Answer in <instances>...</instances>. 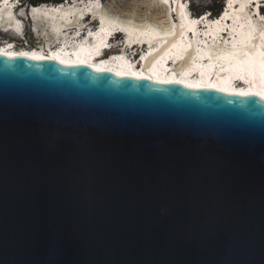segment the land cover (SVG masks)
Returning a JSON list of instances; mask_svg holds the SVG:
<instances>
[{
  "label": "water",
  "instance_id": "obj_1",
  "mask_svg": "<svg viewBox=\"0 0 264 264\" xmlns=\"http://www.w3.org/2000/svg\"><path fill=\"white\" fill-rule=\"evenodd\" d=\"M0 264H264V98L0 54Z\"/></svg>",
  "mask_w": 264,
  "mask_h": 264
},
{
  "label": "bare ground",
  "instance_id": "obj_2",
  "mask_svg": "<svg viewBox=\"0 0 264 264\" xmlns=\"http://www.w3.org/2000/svg\"><path fill=\"white\" fill-rule=\"evenodd\" d=\"M161 1L156 0L155 3L156 10L162 15L161 18H135L134 13L129 11L120 12L114 5L115 1L112 5L99 2L88 7H82L79 2L61 4L59 8H52L51 5L46 4L42 7L30 4L33 6L31 13L29 8H23L24 10L18 13L19 6L13 3V0L0 1L2 31L25 35L23 31L26 18L23 15L27 14L26 17H29L31 22L32 19L35 21L34 25L31 24L34 27L33 35L44 38L46 43L40 47L18 51L10 46L11 40L7 42L10 44L7 48L0 49V54L50 61L54 59L130 77L179 81L189 85L231 90L234 93L244 91L259 93L258 96L264 95L262 92L264 86L259 83V80H264V17H261L260 21L254 17L253 23L249 25L245 21L234 23L231 28L233 32L231 38L216 40L222 31L221 24L213 25L209 22L203 23V27H207L203 29L206 33L192 37L189 31L197 28V25L187 22L183 14L184 9L177 3L174 8L173 4L169 6L165 3L168 0H163V4ZM87 12H91L94 16L89 20L95 19L97 22L94 24L101 25L99 31L96 32L98 27L89 28L91 32L84 33V29L88 28L83 26L82 17L86 16ZM239 16L242 17V14ZM175 17H179L178 20ZM84 20L87 25L91 24L87 19ZM185 28L189 29L185 30ZM118 31L126 36L124 42L126 47L123 48L125 53L131 47L135 49V45L141 49L144 59L141 70L137 65H132V60L125 55L115 59H105L100 56L101 52L108 49L106 46L108 37ZM79 32H83L85 40L83 35L75 37ZM235 32L238 34L236 35ZM227 35L231 34L227 33ZM74 38L77 40H73ZM55 42H68L70 44L67 45L72 49L52 52L50 48ZM206 56L210 58L206 59ZM161 65L167 67L164 69ZM218 65L225 68L221 69V73H213L215 76L213 79L211 69ZM196 70L201 72L196 74ZM240 74L245 84L235 82Z\"/></svg>",
  "mask_w": 264,
  "mask_h": 264
},
{
  "label": "rangeland",
  "instance_id": "obj_3",
  "mask_svg": "<svg viewBox=\"0 0 264 264\" xmlns=\"http://www.w3.org/2000/svg\"><path fill=\"white\" fill-rule=\"evenodd\" d=\"M21 1H22V3H24V5L22 6V8H19L18 13H20L23 8L24 9L29 8V13H31L32 12L31 11V5L28 4L27 0H21ZM114 1H115V4H114L115 7L120 12L129 11L132 14L134 13L135 18H152V17L161 18L162 17V15L156 10V7H155V3H157L156 0H102V2L105 3L106 5H112ZM220 1H218L217 3L219 4ZM191 2H193L197 8H201L200 6H207L208 4L213 5V3H211L210 0H192ZM69 3H71V2H67L65 4H69ZM162 4H163V2H162ZM81 6H82V4H81ZM209 12L210 11L207 10L205 14H209ZM26 15H23V17L26 18V20H28V22L33 23V25H34V23H35L34 19H32V22H31L29 20V17H26ZM90 27L96 28V27H98V25L96 26V24H93V26H90ZM32 28H34V27H32ZM0 30H2V29H0ZM84 30H87V29H84ZM26 35H27L26 39H28L29 42L31 43V47L43 46L44 44H46L44 38L42 39L39 36L36 37L35 35L32 34V32L28 31ZM78 35L80 36V35H82V33L79 32ZM8 37L9 38L15 37L17 40H21L20 39L21 36H19L18 33H14V32L5 33L4 31H2V32L0 31V39H5ZM13 38H11V39H13Z\"/></svg>",
  "mask_w": 264,
  "mask_h": 264
},
{
  "label": "trees",
  "instance_id": "obj_4",
  "mask_svg": "<svg viewBox=\"0 0 264 264\" xmlns=\"http://www.w3.org/2000/svg\"><path fill=\"white\" fill-rule=\"evenodd\" d=\"M73 0H27L28 4L31 5H35V6H39V5H43V4H48V5H59V4H65L67 2H72ZM192 0H190L191 2ZM211 3H213V5L208 4L207 6H200L201 8H197L195 6V4L193 2H191L192 4V10L193 13L201 16L203 14L206 13L207 10H209L211 13V15H219L222 13V11L224 10L225 7V1L226 0H210ZM220 1V3L218 4L217 2Z\"/></svg>",
  "mask_w": 264,
  "mask_h": 264
},
{
  "label": "built area",
  "instance_id": "obj_5",
  "mask_svg": "<svg viewBox=\"0 0 264 264\" xmlns=\"http://www.w3.org/2000/svg\"><path fill=\"white\" fill-rule=\"evenodd\" d=\"M33 8V7H31ZM0 49H3V48H7L10 44L7 43L9 41L12 40V43L10 46H12V49L13 50H23V49H28V48H31V43L29 42L28 39H21V40H17V39H8V38H5V39H0ZM18 43H20V47L18 46ZM15 44V45H14ZM40 47V46H39ZM121 55V52L120 53H115V54H112L113 57H116V56H119Z\"/></svg>",
  "mask_w": 264,
  "mask_h": 264
},
{
  "label": "clouds",
  "instance_id": "obj_6",
  "mask_svg": "<svg viewBox=\"0 0 264 264\" xmlns=\"http://www.w3.org/2000/svg\"><path fill=\"white\" fill-rule=\"evenodd\" d=\"M19 1H21V0H19ZM22 2V1H21ZM188 3H191L190 2V0H189V2ZM187 3V4H188ZM23 5H24V3H23ZM28 20H26L25 21V27H24V31H23V33L25 34V35H19V36H21V38L20 39H26V37H27V32L29 31V32H32V23H30V22H28ZM33 34V33H32ZM111 36L112 37H114V39H113V41L109 44V46H108V49L106 50V51H104L103 53L104 54H107L108 52H110V51H112V50H114V49H120L121 48V46L123 47V48H125V46H124V44L123 45H118L116 42H115V38H116V35H115V33H113V34H111ZM85 40V39H84ZM71 48V47H70ZM123 48H121L120 50H122L123 51V54H126L127 56H130L128 53H125L124 52V50H123ZM72 49V48H71ZM122 54V55H123ZM119 56H121V55H119ZM119 56H116V57H119ZM109 59H115V57H113L112 55H111V57L109 58Z\"/></svg>",
  "mask_w": 264,
  "mask_h": 264
},
{
  "label": "flooded vegetation",
  "instance_id": "obj_7",
  "mask_svg": "<svg viewBox=\"0 0 264 264\" xmlns=\"http://www.w3.org/2000/svg\"><path fill=\"white\" fill-rule=\"evenodd\" d=\"M95 22H97L96 20H95ZM84 25L83 26H93V24H94V22L93 23H91V24H89V25H87V23H86V21L85 20H83V22H82ZM97 26V25H96ZM91 29H93L94 27H90ZM97 28V27H96ZM96 28H94V29H96ZM1 32H2V30H0ZM11 38H13V37H11ZM11 38H9L8 37V39H11ZM13 39H16L15 37L13 38ZM115 42L118 44V45H123L124 44V46L126 45L124 42V37H123V35H119V36H117L116 38H115ZM18 46L20 47V43H18ZM126 47V46H125ZM138 47V46H137ZM122 50H120V49H114V50H112V51H110V52H108L107 54H105V56H104V58L105 59H108L109 57H110V55L111 54H117V53H120ZM128 54L130 55V56H132V57H134L136 54H138L139 53V51H133V50H131V49H129L128 51ZM126 52V53H127ZM43 58V57H42ZM54 60V59H53Z\"/></svg>",
  "mask_w": 264,
  "mask_h": 264
},
{
  "label": "snow or ice",
  "instance_id": "obj_8",
  "mask_svg": "<svg viewBox=\"0 0 264 264\" xmlns=\"http://www.w3.org/2000/svg\"><path fill=\"white\" fill-rule=\"evenodd\" d=\"M167 82V81H164ZM176 83H179V81H175ZM237 95H260L259 93H254V92H244L240 91L236 93ZM262 98H264V95H262Z\"/></svg>",
  "mask_w": 264,
  "mask_h": 264
}]
</instances>
